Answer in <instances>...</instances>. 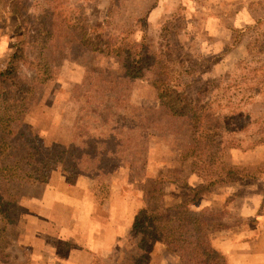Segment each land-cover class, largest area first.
<instances>
[{
    "label": "rangeland",
    "instance_id": "rangeland-1",
    "mask_svg": "<svg viewBox=\"0 0 264 264\" xmlns=\"http://www.w3.org/2000/svg\"><path fill=\"white\" fill-rule=\"evenodd\" d=\"M20 2L21 13L14 17L8 1L0 0V70L14 44L25 41L31 58L48 62L52 79L37 84L34 69H20L35 93L27 103L6 105L11 132L2 137L0 167L15 164L14 141L21 132L30 133L32 145L46 154L62 151L55 144L77 150L70 157L48 155L47 164L30 178L16 171L8 182L2 180L1 201L13 195L26 209L1 236L8 264H40L32 246L15 241L36 234L45 239V232L60 252L57 259H66L70 250L91 249L90 264L129 262L136 253L131 221L146 204L147 184L157 172L172 176L177 170L175 175L191 185L201 183L196 170L180 163L193 142L196 119L167 117L156 80L183 93L201 115L200 128L208 131L210 144L198 155H213L216 167L236 165L253 173L250 179L218 184L201 203L216 213L208 232L229 264H264V143H255L264 113V0ZM142 42L146 57L156 62L141 77L128 78L126 54ZM100 47H118L122 53L107 56ZM153 119L157 126L142 127L127 150L126 136L137 131L134 123ZM113 132H120L115 149L121 158L103 173L83 151L90 137L101 146ZM111 155L116 156L106 153ZM164 188V204L181 200L182 190L174 184ZM145 264L181 263L157 246Z\"/></svg>",
    "mask_w": 264,
    "mask_h": 264
},
{
    "label": "trees",
    "instance_id": "trees-1",
    "mask_svg": "<svg viewBox=\"0 0 264 264\" xmlns=\"http://www.w3.org/2000/svg\"><path fill=\"white\" fill-rule=\"evenodd\" d=\"M7 1L10 14L19 17L21 13L20 0ZM17 32H20L19 27L16 29ZM26 48L27 43L25 41L14 44L12 55L9 57L5 68L0 70V145L3 135L6 134L5 132H11L9 128L11 119L6 114V111H8L6 105L13 102L27 103V100H31L35 93L34 86L20 76V69L24 66L34 69L37 73V78L35 77L37 84H43L52 79L51 67L48 62L31 58ZM97 50L107 56L112 53L116 55L122 53L118 47L112 51L108 47H100ZM145 50L142 42L134 49L133 53L126 54L127 58L123 63L124 76L128 78L141 77L144 71L148 70L153 62H156V60L149 61ZM153 85L157 88L160 104L163 105L164 103L167 117L171 119L176 117L196 119V125L191 128L192 133L190 135L193 142L188 146L185 154L183 152L185 156L181 157L180 163L189 165L193 170H196L193 173L202 181L194 186L188 182L185 176L175 175L177 170L174 171L175 173L172 176H168L169 172L167 174L160 170L157 172L147 184L145 191L146 204L138 209L132 218L130 235L135 241L137 251L135 250V255L131 256L130 261L124 264H145L151 251L157 246L165 247L181 264H229L226 254L216 249L212 244L208 232L209 224L213 222L216 213L209 206L203 205L201 201L218 184L250 179L254 175L251 171L236 165L228 164L216 167L219 162L218 159L213 158V155H203L202 157L198 155V151L201 153L202 150H209L208 145L210 144V141L206 139L208 131L205 130L206 132H204L205 128H200L201 115L194 111L191 102L187 101L183 93L174 92L168 86V83L163 80H156ZM161 116L158 112L155 119L159 120ZM155 119L152 122L139 120L138 124L134 123L135 126L132 129L136 128L137 131L134 136L131 134L126 136V139L129 138L127 140V150L132 149L133 145L130 144L135 142V138L139 135V130L142 127L154 128L157 126L154 123L157 121ZM262 119L255 133L258 135V139L255 141L257 144L264 143V113ZM117 133L120 134V132L110 134L109 141L108 139H102L101 146L98 145L99 140L96 138L90 137L86 141V152L83 151V153H89L88 159L85 160L90 162L94 169H101L100 171L105 173L110 171L112 165L120 160L121 157L117 156L118 148L115 149L119 143L121 144ZM54 146L63 149L56 154H54V151L46 154L44 150L32 145L30 133H19L14 141L15 164L10 167H0L1 193L3 194L2 180L8 182L10 178L15 176L16 171L25 172L26 177L30 178L32 171H39L43 164H47L46 158L48 155L57 157L61 153L70 157L77 150L75 148L66 149V147H61L58 144ZM110 150L114 151L116 156H106V153ZM116 157L118 158L116 159ZM146 160L147 158H143L144 163ZM213 168L215 171H213ZM19 177L22 176L19 175ZM66 179L69 183L75 181V178H71V175H68ZM167 183H172L182 190L179 193L181 200L172 205L163 202L164 196L168 194L164 188ZM12 198L14 196L9 195V199L5 202L0 199V253L6 264L8 263L7 253L4 245H1V236L9 224L14 222L23 212H26V209Z\"/></svg>",
    "mask_w": 264,
    "mask_h": 264
},
{
    "label": "crops",
    "instance_id": "crops-1",
    "mask_svg": "<svg viewBox=\"0 0 264 264\" xmlns=\"http://www.w3.org/2000/svg\"><path fill=\"white\" fill-rule=\"evenodd\" d=\"M32 222H38L39 218H31ZM37 228H34V231H36ZM46 235L45 239H41L37 236V234L30 238V237H18L17 241L15 243L18 246H29L32 249L31 251L36 255L35 262H39L40 264H90L92 261V251L91 249H75L74 251H68L66 254V259H57V251L54 250L52 243H49L52 241L51 234L49 235L47 232L44 233ZM47 236L49 237L47 240ZM60 253V252H59ZM62 253V255H65ZM4 264H6L3 261ZM8 264V263H7Z\"/></svg>",
    "mask_w": 264,
    "mask_h": 264
}]
</instances>
